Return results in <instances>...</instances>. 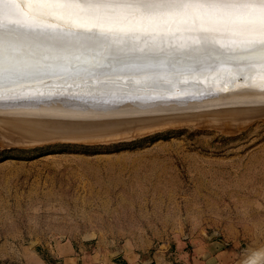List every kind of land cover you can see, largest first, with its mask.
Segmentation results:
<instances>
[{
  "label": "rangeland",
  "instance_id": "1",
  "mask_svg": "<svg viewBox=\"0 0 264 264\" xmlns=\"http://www.w3.org/2000/svg\"><path fill=\"white\" fill-rule=\"evenodd\" d=\"M137 1L134 4L137 3L138 7L147 3V0L138 1H143L141 4ZM171 1L172 4L179 2ZM135 5H131L133 9ZM203 9L201 10L205 11V14L211 12L205 7ZM223 37L231 40L229 42L232 44L239 45L231 36ZM149 38L146 40H153L154 45L149 44L151 41L148 43L147 40V44L145 38H140L119 48H110L109 54V48H104V53L102 49L80 55L67 52L63 58L62 54L60 59H54L50 55H28L24 61L19 62L22 63L21 71L27 72V78L30 80L36 79V83L31 80L32 84L27 78L28 82L26 79L21 81L23 85L19 82L14 85L13 82L0 83V90L7 87V90L0 91L1 110L6 104L12 106V93L18 91L19 95L16 93L13 96L17 101L20 97L26 98V94L29 98L21 101L33 102V99L38 97L36 102L32 103L40 110L38 114H42V110L48 114L51 110L46 109H52L50 107L56 102L63 104V101H55L56 94L65 97L64 102L67 104L65 102L63 106L66 109L77 103L76 106L79 107L84 104L83 108L91 110V114H98L96 111L94 113L97 106V111L100 110L99 107H104L99 103L105 105L113 101L109 106H114V102L118 104L127 100L133 105L136 102L138 105L141 103L144 113H155L154 110L163 112L159 106L167 108L169 105L166 103L171 98H174L171 101H176L179 97L180 102L175 104L177 107H182L187 102L185 111L190 109L192 103L196 106L194 109L191 107L190 111L198 108L197 112L162 113L127 121L117 120L99 125H69L70 127L57 124L56 120H30L27 116L32 113L34 115L36 109L31 115L28 114L27 112L34 108L29 102L32 108L20 101L25 105L24 108L28 107L27 112L21 107L24 105L18 102L19 108L27 113H21L25 116L16 113L13 115V107L5 118L1 114L0 264H17L18 255L24 247L43 249L44 246L49 247L50 244L62 241L82 243L89 251H106L112 258H121L126 252L136 258H131L130 263L135 260L138 264H239V261L245 258L254 259L256 256L253 254L258 255V252L264 250V105L233 107L231 110L213 106L222 103L217 102L219 95L223 98L224 93L229 95L230 92L232 97L234 91L238 92V83L243 80L241 75L236 77V80L227 81L224 77L222 79L220 73L231 75L240 69L224 66L220 51L195 44L189 36L184 37L185 40L180 38L179 41L167 37L163 42L156 40L152 34ZM136 45L144 46L143 50H138L140 48ZM255 49L264 51V43L259 42ZM96 51L100 55H96ZM192 55L200 56L196 58ZM257 63L259 62H253L252 66L255 67ZM2 64H7V61L0 66ZM209 65H214L215 68ZM132 70L134 71L131 72ZM1 71L3 72V69L0 67ZM67 72L71 77L74 76L68 78ZM131 73L135 77L138 76L137 81ZM207 73L209 74L205 75ZM39 74L42 76L39 77ZM142 74L151 76H147V79ZM212 74L220 76L222 80L215 81L211 88L200 87L204 79L205 82H210L208 79H216L209 76ZM34 75H38V79ZM103 75L105 77H101ZM111 75L116 78L112 79L114 77ZM174 75H178L180 79ZM199 75L206 77L200 76L199 79ZM99 76L108 79H100ZM130 76L134 79L130 80ZM141 80H144V83ZM59 81L60 84H57ZM218 84L225 88H220ZM15 85L20 86L21 90L12 89L17 87ZM36 85L37 89L34 88ZM27 87H32L30 89L33 91H29ZM34 90L40 93H34ZM46 90H56L57 93L47 91L46 96ZM223 91L225 92L221 93ZM20 92L28 93L22 96ZM215 92L218 93L213 95ZM189 94L194 97L191 99ZM209 94L213 95V100L210 97L208 99ZM180 95L193 101L186 100L181 104L185 99H181ZM216 95L217 100L214 99ZM3 96L7 99L1 100ZM50 96L53 100H50ZM39 97L43 98L42 103ZM46 97H50L49 100ZM81 99L93 100V105L89 103L91 109L87 108L85 105L89 107L88 103ZM156 99L159 103L162 101V105H158ZM4 100L11 103L7 101L5 104ZM39 100L41 105L37 103ZM163 100H167L165 104ZM3 101L5 105L2 104ZM94 101L97 102L96 106ZM137 103L134 105V113L138 109ZM154 103L158 105L157 108L151 106L154 109L149 110L148 105L147 109L145 108L146 104ZM35 104H39L40 108ZM47 104L49 107L45 106ZM205 106L209 110H202ZM76 108L74 109L77 110ZM106 108H101L102 113ZM14 109L17 112L18 106ZM129 109L128 113H133V110ZM1 110L0 112H3ZM67 110L71 111L70 108ZM73 110L74 114L76 111ZM81 110L78 108L77 112ZM142 110L138 112L141 113ZM119 111L120 109L115 112L120 113ZM66 112L63 111V115L59 116L78 117V114L71 116L73 114L68 112L65 115ZM247 259L245 260L248 261Z\"/></svg>",
  "mask_w": 264,
  "mask_h": 264
},
{
  "label": "bare ground",
  "instance_id": "2",
  "mask_svg": "<svg viewBox=\"0 0 264 264\" xmlns=\"http://www.w3.org/2000/svg\"><path fill=\"white\" fill-rule=\"evenodd\" d=\"M11 1L12 0H0V8H1V10H0V64L4 63V61H7V64H4V65L2 64L0 66L3 69V72L2 71L0 72V80L2 81V82L0 81L1 84H3V82L4 83L5 82L6 83L7 82H13V84L12 83L11 84L14 85L15 82H19L20 85H23V83L21 84V81L23 79H26L28 77L27 75H29V74L27 72L21 71L22 70L21 69L22 63H19V62L24 61L28 57V55H32V56H34L36 54L50 55V57H52L54 59H60L62 54H63V56H62V58H63L64 53H67V52H68V54L75 52V53H79V55H80V54H85L87 52L89 53V51L92 52L96 49L97 50L98 49L103 50L104 48H106V49L109 48L107 50L108 54H109L110 48H113V49L119 48L121 46L126 45L127 43H131V41H134L135 39L145 38V43H147L146 41L148 39H150L149 38L150 34H152L156 40H159L162 42H163V40H166L167 37H169V38L173 37V39H171V40L175 41V39H177V41H179L180 38L184 39V37L189 36L193 39V42L195 44H200L202 47L211 48L214 51H216V50L220 51V54L223 58V65L224 66H226V67L235 66V67L240 69V70H236V71H234L235 69H233L234 72L231 75L230 74L226 75V74L220 73L222 76V79L224 77L227 79V81H228V79L233 81V80H236V77L243 75V78H242L243 80L240 81V83H238V86L240 87V89L237 90L238 92L234 91L232 94L233 95L232 97H231L230 92H229L230 96L227 93H224L225 91L221 92V93H224L225 95L227 94V96L229 98L231 97V99H229L227 96L225 97V95L223 98H221L222 96L219 95L220 94L219 93L218 94L219 100L216 99L218 95L214 96V99L217 100V102L219 101L222 103L221 104L220 103L214 104L213 106L218 105V106H220L219 108H222L224 106L225 107H239L240 108V107H244V106H257V105H261L264 103V51H259V50L255 49V46L259 42L264 43V0H220V1L218 0L219 2L217 0H179V2L177 4H172L171 0H147V3L145 1L144 3H146V4L144 6L139 5L140 7L137 6V3H136V5L134 4V2H136L137 0H135V1L132 0V2L130 0H15V2H13V3ZM138 1H141V0H138ZM143 1L141 3H143ZM130 2H131V5H135L134 9L130 5ZM141 3L138 2V4H141ZM202 3L204 6L201 5ZM136 6H137V8H135ZM200 6H203V7L200 8ZM204 7L207 10H211V12H209L211 15L208 12H206V14L203 13V12H205V11H202V10H204L203 9ZM142 9H144V11H140ZM162 19H164V21L160 22L159 20H162ZM156 20H158V21H156ZM155 21L158 22V24H156ZM21 23H24V24L22 25ZM26 24H28V25H26ZM225 35H227V36L229 35L231 37H232V35H235L231 39H234L235 41H237V44H239V45H234L231 42H229L231 40H229L228 38H224L223 36H225ZM146 38H148V39L146 40ZM149 41H151V43H149ZM152 42H153V40H148L149 44H152ZM162 42H160V43H162ZM182 42H183V40H182ZM172 43H173V41H172ZM147 44L146 45L144 44L145 47L147 46ZM137 45H136V47L140 48L138 50H143L144 46L141 47V45L140 46H137ZM152 45H154V44H152ZM133 46L131 48H133ZM237 46H239V47H237ZM149 47H151V46L149 45ZM259 47H258V49H259ZM158 48H159V46H158ZM134 50H136V49H134ZM131 52H133V51H131ZM46 53H48V54H46ZM96 53H97L96 55L99 54V52H97V51H96ZM101 53H102V51H101ZM103 53H104V50H103ZM178 53H180V52H178ZM86 55H88V54H86ZM180 55H182V54H180ZM193 56L196 57V55H192V57ZM199 56L200 55H197L196 58H199ZM85 57H87V56H85ZM88 57H90V56H88ZM255 61H258L259 63H257V65H255V67H254V66H252V64ZM250 66H252V67L248 68ZM210 67L215 68L214 65H211ZM211 70H213V69H211ZM133 71L134 70H132L131 72H133ZM34 73H35V71H34ZM117 73H119V72H117ZM209 73H207L205 75H208ZM239 73H241V74H239ZM59 74H61V73H59ZM110 74H112V73H110ZM153 74H155V73H153ZM176 74H177V72H176ZM215 74H212V76L211 75H209V76L211 78H216V79H208V80H210V82H205V79H204L202 81L203 83L200 87L210 86L209 88H211L214 86V83H216L215 81L219 82L218 79L222 80L221 78H219L220 76H214ZM67 75L69 76L68 78H72L74 76L72 74L73 76L71 77L70 76L71 74L69 75L68 72H67ZM67 75H65V76H67ZM76 75L77 74H75V77H76ZM125 75L124 76L122 75V77L126 78L127 75L126 76ZM161 75L163 76L162 73H161ZM181 75H182V73H181ZM183 75H182V77H183ZM216 75H218V74H216ZM41 76L42 75L39 74V77H41ZM43 76H44V73H43ZM78 76H79V73H78ZM81 76H83V75H81ZM106 76H107V74H106ZM111 76H113V75H111ZM132 76H134V75L132 74ZM132 76H130L131 77L130 80H133L135 77L134 76L132 78ZM147 76H144V77H147ZM150 76H148V77H150ZM171 76H173V75H171ZM177 76H175V77H177ZM188 76H189V73H188ZM200 76L201 75H199V79L201 77L202 78L206 77L203 75L201 77ZM35 77H32V78H35ZM37 77H38V75H37ZM49 77H48V79H49ZM62 77H64V76H62ZM101 77H105V76L103 75ZM117 77H118V75H117ZM122 77H120V79H122ZM130 77H128V78H130ZM137 77H135L136 81H137ZM148 77H147V79H149ZM159 77L162 79L164 76L163 77L159 76ZM78 78H80V77H78ZM99 78H100V76H99ZM115 78L116 77H114L112 79H115ZM141 78L143 79V77H141ZM155 78H157V77L155 76ZM160 78H158V79H160ZM178 78L180 79L179 76H178ZM27 79L30 82L32 80V79L30 80L29 78H27ZM42 79L43 78H41L40 81H42ZM52 79H54V78H52ZM90 79H91V77H90ZM92 79L94 80V78H92ZM100 79H106V78H100ZM109 79H111V77ZM165 79H167V78H165ZM28 80H27V82H28ZM34 80L36 81V79H34ZM34 80H32V81H34ZM62 80L63 79H61V82H62ZM118 80H119V78H118ZM208 80H206V81H208ZM23 81H25V80H23ZM40 81L37 80V82H39V83H40ZM53 81L55 82V80H53ZM125 81H126V79H125ZM147 81H149V80H147ZM43 82H44V80H43ZM75 82H77V80ZM141 82L144 83V80H141ZM19 83H17V85ZM31 83L33 84V82H31ZM31 83H29V84H31ZM47 83L45 84V86L47 85ZM221 83H223V82L221 81ZM57 84H60V81ZM63 84H64V82L62 83V85ZM67 84L68 83H66V88H67ZM98 84L103 85L102 83H98ZM104 84H105V82H104ZM17 85H15V86H17ZM24 85H25V83H24ZM51 85H53V83ZM69 85H68V87H69ZM83 85H85V84H83ZM121 85H120V87H121ZM218 85L220 88H222V87L225 88L221 84H218ZM63 86L65 87V84ZM32 87H34V86H32ZM32 87H30V88L32 89ZM38 87H39V85H38ZM47 87H46V89H47ZM6 88L4 87L1 90H4ZM13 88H15V90L17 88H20L18 90H21L20 86L12 87V89ZM27 88H26V91L28 89H29V91H33L30 88H28V89ZM34 88L37 89V85ZM85 88H87V87H85ZM235 88H236V86H235ZM39 89H41V84H40ZM62 89H63V87H62ZM68 89H70V88H68ZM57 90H58V88H57ZM72 90H73V87H72ZM211 90H214V89H211ZM35 91H38V90H34V93H35ZM47 91H51V90H46V96H47ZM54 91H56V90H53L51 92L53 93ZM80 91H82V90L80 89ZM134 91H136V90H134ZM172 91L174 92V90H172ZM175 91H176V89H175ZM42 92H43V90H42ZM69 92H70V90H69ZM69 92H67V93H69ZM73 92H74V90H73ZM218 92L213 93V95L217 94ZM16 93L19 95V91ZM26 93H28V92H25V94ZM56 93H57V91H56ZM81 93H83V91ZM175 93L178 94L177 92H175ZM175 93H173V95H175ZM15 94H14V92L12 93L13 96ZM25 94L23 93L22 96ZM44 94L45 93H43V95ZM49 94H51V93L49 92ZM49 94H48V96H49ZM115 94H117V93H115ZM121 94H119V95H121ZM193 94L195 96V93H193ZM8 95H10V93H8ZM31 95H32V93H31ZM31 95L29 94L30 98H31ZM40 95H42V93ZM191 95L189 96L190 98L194 97L193 95L192 96ZM213 95L208 96V99H210V98L212 99L211 96H213ZM13 96L11 97V95H10V97L12 99L10 97H8V99L10 98L11 100H13L14 104L17 105L18 109H19L18 110L17 106H16L17 112H19V114H18L16 112V110L14 109L15 107L13 108L12 111H15L14 115H16V114L22 115L21 114L22 112H24V111L27 112L28 110H26V109H28V107L26 106V108H24L25 105L23 103L28 104L29 100H25V102H23L24 100L21 101L22 99H26L28 97L27 94L25 95L26 98L20 97V100L18 99L19 101H17V99H15ZM35 96H37V95H35ZM184 96H186V95H184ZM205 96H206V94H205ZM3 97H1L2 98L1 100L6 98V96L4 98ZM18 97H16V98H18ZM32 97H33V95H32ZM50 97H48V98L46 97V98L49 100ZM127 97H129V96H127ZM138 97H139V95H138ZM168 97H170V96L168 95ZM182 97L183 96H181V99H182ZM189 97H183V98L185 99V98H189ZM196 97L198 98V95H196ZM201 97H204V96H201ZM33 98H35V97H33ZM41 98H40V100H42L44 98L45 102L47 103L45 96H43L42 99ZM52 98L53 97H51L50 100H53ZM154 98H155V94H154ZM158 98H160V97H158ZM37 99H38V97H36L35 100H37ZM69 99H68V101L72 100V99H70V100ZM136 99H138V98H136ZM151 99H152V97H151ZM167 99H169V98H167ZM172 99H174V98H171V100ZM14 100L17 101V104H16V101H14ZM35 100L33 99V102L30 101L29 104L34 106V104H32V103H35L36 102ZM40 100L37 103H39ZM44 100H42L41 103ZM64 100H65L64 96H59L56 94L55 101H60V102L63 101V104L56 102V103H54L55 105L53 107H50L52 109L47 108L46 110H51L50 112L48 111L51 114H49V113L47 114V111H43V110H42L43 113L42 112L41 113L44 114V112H45L46 115H49L51 117H54V116L58 117L59 115H63V113H62L63 111H67L69 114V113H72V110L74 108L77 107L76 108L77 110L74 109L73 112H75V111L77 112L78 108H79V110H81L80 108H83V106H84V104L80 105L81 107L76 106L78 104L77 103V104H74L72 107L69 106L71 111H68L67 109H69V108L66 109L65 106H63L66 102V101L64 102ZM186 100H188V99H185L184 101L181 100L182 101L181 104H183V102L185 103ZM215 100H214V102H215ZM220 100H224V101H220ZM4 101L2 104H4ZM7 101L9 102V100H7ZM7 101H5V104L8 103ZM20 101L23 103H21ZM75 101H76V99H75ZM81 101L87 102L89 105V103L90 102L92 103L93 100L92 101H87V100L84 101L81 99ZM121 101H123V100H121ZM144 101H145V98H144ZM156 101H157V99H156ZM156 101H155V103H156ZM166 101H164V104ZM170 101H168L167 103H169ZM189 101L190 100H188V102ZM191 101H193V100H191ZM208 101L209 100H207V102ZM13 102L11 103V101H10L9 103H11V105H13ZM18 102L21 103V104L19 103L20 105H22V104L24 105V106H21L24 108V111L20 109L21 107L19 108L20 105L18 104ZM51 102L52 101H50V103ZM95 102L96 101H94V105H95ZM111 102L113 103V101H111ZM161 102L160 103L158 102L157 104L162 105ZM179 102H180V97L177 98L176 101L175 100L171 101L169 104L166 103V105H169L171 108H169V106H167V108L165 107L166 108L165 109V108H163V105L159 106V107L164 110L163 112H165V111H180V112L185 111L187 109L188 103L186 102V104H183L184 106L182 105V107H180V106L177 107L178 105H175V104H177ZM199 102H201L200 99H199ZM214 102L212 101V103H214ZM41 103H39V104L41 105ZM112 103L111 104L110 103L105 104V105H103L101 103H99V104L101 106L107 107L106 110L103 109V111L106 112L107 109L109 111V109L111 107H113V106H109V105H112ZM136 103H134V105H136ZM155 103L153 105H150V104H152V102L150 101V104H146L145 108L147 109V105H148V108H150L149 110L154 109V108H151V106L156 107L157 104L155 105ZM205 103H206V101H205ZM212 103L210 104L211 106H212ZM39 104H38V106H39ZM66 104H67V102H66ZM171 104H173V106ZM0 105H1V103H0ZM92 105H93V103H92ZM113 105H116V103L114 102ZM130 105H132V106L130 107ZM134 105L131 102H130V104L128 103V106H129V108H131V110H133V113H134V109H135ZM149 105H150V107H149ZM189 105L191 106V103ZM210 105H207V106H210ZM6 106H10V104L9 105L6 104ZM6 106H5V108H6ZM32 106L29 105V107H31V108H32ZM38 106L36 105L37 108H38ZM45 106H48V104ZM85 106L87 108H90V105H89V107L87 105H85ZM128 106H127V108H128ZM137 106H136V108H138V109H136L137 110L136 112H138V110L140 111V109L142 110L141 103H140V105H138V103H137ZM143 106H144V104H143ZM174 106H176V107H174ZM194 106H196V105H194ZM194 106L192 103L191 107L193 109H194ZM92 107H94V106H92ZM104 107H99L100 110L97 111V109H98V106H97V109L96 110L94 109V113L97 112L98 114L99 113L102 114L101 108H104ZM139 107H141V108L139 109ZM191 107H189V108L191 109ZM262 107H259V109ZM0 108H2V107L0 106ZM10 108H12V107H10ZM39 108H40V106H39ZM127 108H123L124 110L120 109V111H119L120 113H118V112L117 113L123 114L126 112L125 110H127L126 113H128V111H130V109L129 108L127 109ZM204 108H206V106ZM34 109H36L35 106H34V108L31 109V112L29 110V112H27V113L28 114L30 113V115H31V113ZM64 109H66V110H64ZM190 109H188V111H190ZM193 109H192V111L195 112L198 108H196L195 111ZM2 110H4V109H2ZM82 110L89 111L88 109H85V108H83ZM82 110L79 113L78 112L77 113L75 112L74 114L72 113L73 115H71V116L78 114V117H79V114L81 115L82 114L81 112H83ZM38 111H40V110L39 109L34 110V115H35V113H36V115H39L40 112L38 114ZM122 111H124V112H122ZM154 111L156 112V110H154ZM67 112L65 115H67ZM144 112H145V110H144ZM144 112H143V110L141 111V113H144ZM220 112H222V111H220ZM27 113H25V114H27ZM89 113L91 114L92 111L90 110ZM83 114H84V112H83ZM98 114H92V115L97 116ZM32 115H33V113H32ZM0 116H2V115L0 114ZM3 116L5 118V116H7V115L3 114ZM181 116H183V115H181ZM9 117H11V116H9ZM3 121H5V119ZM14 121H16V120H14ZM51 122H52V120H51ZM57 124H59V123H57ZM35 128L33 130L36 131ZM263 249H264V247H263ZM262 251H264V250H261L260 252H258L259 254L254 252V253L258 254V255L253 254L254 257L256 256L255 258L253 257L254 259L248 260V259H250L248 257V259L245 258L248 261L243 259V261H241V262L243 263L245 261L243 264H264V252H262ZM250 257H252V256H250ZM241 262L239 261V264Z\"/></svg>",
  "mask_w": 264,
  "mask_h": 264
},
{
  "label": "crops",
  "instance_id": "3",
  "mask_svg": "<svg viewBox=\"0 0 264 264\" xmlns=\"http://www.w3.org/2000/svg\"><path fill=\"white\" fill-rule=\"evenodd\" d=\"M18 256L17 264H138L135 260L130 263L131 258H136L126 252L121 258H112L106 251H89L86 245L71 241L53 243L43 249L24 247Z\"/></svg>",
  "mask_w": 264,
  "mask_h": 264
},
{
  "label": "water",
  "instance_id": "4",
  "mask_svg": "<svg viewBox=\"0 0 264 264\" xmlns=\"http://www.w3.org/2000/svg\"><path fill=\"white\" fill-rule=\"evenodd\" d=\"M130 103L128 100L127 101H123L121 103H118L116 105H114L111 109H109L108 112H103L102 114L98 115V116H92V114H90L89 112H85L84 114L80 115L79 117H70V116H58V117H51L45 114H39V115H32V116H27L30 120L33 121V119H38V120H44V121H55L61 125H68L67 127H70L69 125H99V124H107L109 122L112 121H117V120H123V121H127L129 119H134V118H140V117H149V116H158V115H162L163 114H167V113H172V112H180V111H165V112H155V113H124V114H118L117 111L119 109H123L127 107V104ZM263 104L261 105H257V106H263ZM257 106H244V107H240V108H246V107H257ZM10 107H16L15 105L12 106H8L6 108H4V110H1L3 112H0V114H5V115H9L10 113L8 111L12 110ZM212 108V107H210ZM222 108H233V107H222ZM234 108H239V107H234ZM208 108H204L202 110H205ZM201 110V109H200ZM183 112H193V111H183ZM197 112V110L195 111ZM14 115V114H13ZM25 116V115H24ZM62 122V123H61ZM75 128V127H73Z\"/></svg>",
  "mask_w": 264,
  "mask_h": 264
}]
</instances>
